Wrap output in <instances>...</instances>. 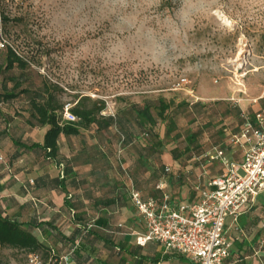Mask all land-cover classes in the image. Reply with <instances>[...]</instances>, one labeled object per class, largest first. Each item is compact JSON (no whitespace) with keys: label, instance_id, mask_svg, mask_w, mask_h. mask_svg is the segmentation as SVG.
Masks as SVG:
<instances>
[{"label":"rangeland","instance_id":"374dc122","mask_svg":"<svg viewBox=\"0 0 264 264\" xmlns=\"http://www.w3.org/2000/svg\"><path fill=\"white\" fill-rule=\"evenodd\" d=\"M179 6L180 0H135V4L129 0L126 8L115 0H0V95L10 90L16 94L13 101L2 100L6 112H1L0 162L11 166L7 136L16 137L23 127L34 124L29 101L36 93L51 95L57 106L69 104L71 109L87 97V104L103 107L99 116L115 117L132 105H147L154 126L140 131L128 120L123 130L112 126L97 131L92 125L81 130L86 142L75 138L72 145L85 143L90 164L102 170L131 165V158L126 161L131 150L158 151L159 160L154 155L146 163L148 172L136 178L137 188L144 193L159 184H154L150 173L165 166L181 177L170 184L168 193L178 199L190 197L198 183L201 186L217 173L216 167L195 161L201 151L234 133L242 112L264 116V0H205L204 10L184 27L177 48L169 50L166 65L135 59L136 48L143 43L136 38V29L143 23V35L147 28H158L167 17L175 18ZM132 17L135 27L124 22ZM117 41L129 50L122 63L106 65L92 54L107 51ZM6 47L25 61V69L4 70ZM162 107L166 108L160 116ZM125 134L138 140L124 148L121 135ZM171 151L182 153L179 161L171 159ZM33 156L25 160L31 162ZM57 161L63 182V155ZM121 196L124 204L118 217L123 213L127 217L132 214L127 209L129 199L124 192ZM85 208L91 218L105 213L97 206ZM59 213L58 218L69 216L63 208ZM56 225L61 232L69 226L64 218ZM32 232L38 235V230ZM44 239L55 247L52 260L58 264L65 255L59 246L63 243L57 237ZM112 257H117L116 251L107 258ZM0 264L28 263L24 252L3 249Z\"/></svg>","mask_w":264,"mask_h":264},{"label":"crops","instance_id":"0c3cea01","mask_svg":"<svg viewBox=\"0 0 264 264\" xmlns=\"http://www.w3.org/2000/svg\"><path fill=\"white\" fill-rule=\"evenodd\" d=\"M2 106L0 107V124L3 120L1 112H6ZM3 122L4 125L8 124L6 120ZM59 125L64 124H60L59 120ZM48 129V126H39L34 122L32 126H28V129L26 126L23 127L20 135L7 136L8 146L12 152L9 159L11 166L6 165L5 160L3 163L0 162V206L8 215L14 216L20 222L36 219L38 222L47 223L42 226L43 232L40 233L38 230L36 236L53 251L55 247L44 243V238L63 236L67 239L73 234L76 236L78 233L75 231L79 230L80 236L75 237L74 244L67 245L65 241L59 244L65 255L75 247L67 264H193L186 256L166 253L163 247L155 242H147L144 246L137 244L136 240L144 233V229L130 202L127 209L132 214L125 217L123 213L118 217L119 207L124 204L121 192H124L128 198L130 187V182L124 172L128 173L130 181L137 190V183L131 176L135 166L120 163L119 167L106 166L103 170L99 167H92L86 156L85 143H80L77 147L72 145L75 138L86 142L81 132L84 129H80L78 135H60L57 139L58 155H63L66 162L63 182L58 175L56 163L44 158L41 151H24L12 144L13 139L24 143L41 144ZM3 137L0 132V142L4 141ZM27 155H34L31 162L25 160ZM0 156L3 155L0 153ZM124 157L125 154L120 156L121 159ZM126 161H129L128 156ZM146 169L148 170L145 168V171ZM157 186L164 189L166 183L160 181ZM106 190L108 193L104 195ZM109 200L112 201L111 204H103L104 201ZM69 204L81 207L78 210L79 219L67 206ZM87 206H97L105 213L91 218L86 213L85 207ZM62 208L69 211V216L61 215L58 218L59 215L56 214H60ZM61 218H64L69 225L65 232L55 229L56 222ZM98 218L104 219L106 225L95 224ZM126 221L131 224L129 228ZM49 223H51V228ZM226 226L228 237L232 242L227 262L230 264H264V193L260 194L251 206L244 209L235 225L228 220ZM110 240L112 242H108ZM114 251L117 257L109 260L108 254Z\"/></svg>","mask_w":264,"mask_h":264},{"label":"built area","instance_id":"2783aa9c","mask_svg":"<svg viewBox=\"0 0 264 264\" xmlns=\"http://www.w3.org/2000/svg\"><path fill=\"white\" fill-rule=\"evenodd\" d=\"M59 115L60 124L78 120L69 104L62 107ZM195 161L216 167L218 172L201 186L198 183L193 197L184 200L173 199L166 192L160 198L143 199L124 172L130 182L129 202L144 229L136 242L141 246L155 242L166 253L186 256L193 264H230L227 260L232 242L226 222L235 225L244 209L264 193V116L242 112L238 130L226 138L224 147L213 146ZM164 171L170 172L167 167ZM74 250L71 248L58 264H67ZM55 262L50 259L43 263L37 254L27 256L28 264Z\"/></svg>","mask_w":264,"mask_h":264},{"label":"trees","instance_id":"16d2710c","mask_svg":"<svg viewBox=\"0 0 264 264\" xmlns=\"http://www.w3.org/2000/svg\"><path fill=\"white\" fill-rule=\"evenodd\" d=\"M5 20V18H3ZM6 63L4 70L9 71L13 68H18L20 70L25 69L26 63L25 61L15 53L12 49L6 47ZM16 97V94L13 90H10L8 92H3L2 95H0L1 100L10 101ZM3 102V101H2ZM89 99L85 97L83 101L78 100L75 104V106L71 109V112L77 117L78 121L75 123H66L62 126L59 125V115L56 113L58 110H61L59 106L56 105V102L53 100L51 95H44L42 93H36L33 98L29 101L31 104L32 109V117L34 118L35 122L39 126H48L49 129L46 131L43 142L40 143H24L21 142L18 139H13L12 144L13 146L23 149L24 151H30V150H39L43 153L44 158L52 160L56 163V165L59 164L57 161L58 158V146H57V139L60 135L69 136V135H78L80 132V129H88L90 126H95L97 131L106 130L112 126H117L119 129H124V123L130 121L135 129L144 130L146 126L152 127L155 124L154 117L150 114L149 107L147 105L144 106H138V105H132L131 108L127 111H124L123 113H117L115 117L111 116H99L101 113V110L103 107L96 108L95 103L87 104ZM166 107H162L160 109V112L158 113L160 116H162V113L164 112ZM128 116V118H127ZM240 125V119L239 122L235 128V131L238 130V127ZM234 131V132H235ZM123 137L122 145H131L134 144L136 140H138L137 137H133V135L125 134L121 135ZM225 141H220L219 143H214L213 145H210L207 149L201 151L199 155L207 151L213 146H221L224 147ZM188 151V147L185 148L184 152ZM180 155H175L174 151L170 152L171 159L174 162L179 161ZM129 159L131 158L133 166H135L134 171L132 172L131 176L133 177L134 181L136 182V178L138 175L145 173V168H147V162L153 159V156H157L158 160L160 158V152H150L145 153L143 151H129L126 154ZM157 160V159H156ZM131 164V165H132ZM166 167H160L159 171L157 172L155 169L150 173V179L154 182L163 181L166 183V187L164 189H157L156 185H153L150 189H148L146 192H142L137 188V190L141 193V196L143 199L147 198H160L161 195L164 192H168V188L170 184L174 180L179 181L180 176H175L172 173H165L164 169ZM218 172V171H217ZM157 174V177H154V175ZM217 174V173H216ZM215 174V175H216ZM214 175V176H215ZM212 177V176H209ZM208 177V178H209ZM207 178V179H208ZM206 179V180H207ZM203 183H205V181ZM149 181L148 183L152 182ZM202 183V184H203ZM194 193L189 198H192ZM173 199L177 200H184V199H178L175 197H172ZM112 201H104V205L111 204ZM68 204V203H67ZM71 210L74 211V216H76L79 219V213H78V207L73 205H67ZM95 224H99V226L106 225V221L102 218H98L94 222ZM47 223L38 222L36 219H29L26 222H20L14 216L8 215L5 210L0 206V251L3 249H10V250H16V251H22L26 254V258L30 254H37L43 263L49 262L52 257H54L55 253L54 251L49 248L48 246H45L38 238L37 236L32 232V230H39L40 233L43 232L42 226ZM50 228H51V223ZM78 234L76 236H80L79 233H81L79 230L75 231ZM75 234H73L71 237H68L67 239H64L62 237H58V240L62 243L65 241V243L68 245L75 243ZM79 239V237H78ZM108 242H112L111 240ZM81 242L79 241V245ZM121 249V248H120Z\"/></svg>","mask_w":264,"mask_h":264},{"label":"clouds","instance_id":"9594fccd","mask_svg":"<svg viewBox=\"0 0 264 264\" xmlns=\"http://www.w3.org/2000/svg\"><path fill=\"white\" fill-rule=\"evenodd\" d=\"M121 7H128L129 0H115ZM158 2V0H157ZM135 4V0H132ZM205 0H180V6L176 10L175 18L167 17L158 28H147L141 35L143 23L136 29V38L143 43L136 48L135 59L141 63L148 62L157 65H166L168 63V52L175 50L183 36V29L190 22L192 17L204 10ZM130 27H135V17L131 20H125ZM166 29V30H164ZM128 49L124 43L117 41L116 44L109 47L107 51L94 52L106 65L122 63L128 57Z\"/></svg>","mask_w":264,"mask_h":264}]
</instances>
